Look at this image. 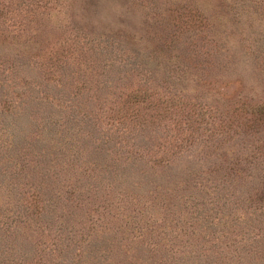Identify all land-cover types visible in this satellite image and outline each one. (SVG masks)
<instances>
[{"label":"rangeland","instance_id":"obj_1","mask_svg":"<svg viewBox=\"0 0 264 264\" xmlns=\"http://www.w3.org/2000/svg\"><path fill=\"white\" fill-rule=\"evenodd\" d=\"M240 103H264V0H0V260L225 264L223 224L185 235L172 220L180 202L151 231L137 227L166 209L148 205L162 198L147 193L154 175L118 158L140 147L161 161L179 146L172 179ZM96 119L107 143H94ZM88 162L100 170L74 178ZM32 183L47 185L43 218L15 202ZM217 195L203 194L208 212Z\"/></svg>","mask_w":264,"mask_h":264},{"label":"trees","instance_id":"obj_2","mask_svg":"<svg viewBox=\"0 0 264 264\" xmlns=\"http://www.w3.org/2000/svg\"><path fill=\"white\" fill-rule=\"evenodd\" d=\"M247 107L245 111L243 103H240V109L233 105L230 109L231 116L223 114L216 123V119L213 118L209 123L216 124V132L212 130V133L204 138V145L198 151V162L194 163V167L188 166L183 171H179V174L173 176L172 179L170 178V173L173 172L171 159L181 152L179 146L176 147L177 152L167 154L161 161H151V158H148L140 147H137V157L128 156L132 152L128 149L126 154H122L124 158L122 156L118 158L125 164H130L137 158V177L145 174L144 169H148L154 175V190H148L147 193L153 199L155 196L153 197L151 193H159L162 198L157 203L147 200L151 203L148 205L151 207L159 205L166 209L164 215L150 218L147 222L143 221L137 227L141 229V227L148 226L150 227L148 230L151 231V225L164 219L170 212L172 213V208L178 209V202H180L179 209L182 210L173 213L172 220L174 225L180 227L185 235L186 230L191 232L198 222L212 226L223 224L226 228L218 229L222 231L219 236L221 239L229 240L230 243L224 249H227V253L231 255L225 264H250L248 260L250 258H253L257 263L264 264V103ZM93 129L98 134L94 143L97 145L102 142L107 143V136L99 135L100 130L103 133L102 123L99 119H96ZM214 134L215 143L209 145ZM103 144L105 145V143ZM93 148L99 152L103 151V147L100 146ZM109 151L108 155L111 154V159L115 161L117 157L112 155L111 150ZM114 151L118 153L115 149ZM155 153L157 152L151 151L150 154L154 155ZM94 163L87 164L88 166L92 165L90 169L86 168L87 165L83 167L82 170L85 172L81 174L76 172L79 171L78 169L72 168L74 178L79 179L88 171L97 172L99 166ZM107 163L110 166L116 165L115 163L110 164L108 160ZM158 168L167 170V174L163 175ZM157 178L161 180L159 183L161 187L166 184L170 185L164 189L165 192L158 189V183H155L158 181ZM45 186L47 187L46 184L41 183L25 184L22 196L20 195L18 199L15 198V202L28 209L31 212V217L35 219L43 218L46 215L43 211L44 198H47L49 192ZM76 188L77 186H73L70 190L74 192ZM211 193L218 194L217 206L212 208L214 213L206 210L205 203L208 201H202L203 194L210 195ZM231 197H239V199L233 201ZM225 207H228V211L222 212V208ZM65 213H69V209L65 210ZM187 216H190L189 220ZM9 229L2 228L3 238L10 235ZM77 232L68 234L73 237V234ZM145 236V232L137 230V240L139 238L142 240ZM88 238H84L81 233L79 242L88 243L90 241ZM77 248L78 252L83 251L82 245ZM70 249L73 250V248H64L66 251ZM204 256L210 258L212 254ZM0 264L6 263L0 260Z\"/></svg>","mask_w":264,"mask_h":264}]
</instances>
